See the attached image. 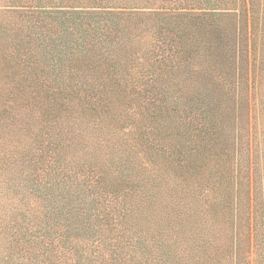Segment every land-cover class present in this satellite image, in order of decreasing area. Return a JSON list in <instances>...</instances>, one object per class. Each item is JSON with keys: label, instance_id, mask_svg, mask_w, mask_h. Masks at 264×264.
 I'll list each match as a JSON object with an SVG mask.
<instances>
[{"label": "trees", "instance_id": "16d2710c", "mask_svg": "<svg viewBox=\"0 0 264 264\" xmlns=\"http://www.w3.org/2000/svg\"><path fill=\"white\" fill-rule=\"evenodd\" d=\"M0 264H264V0H0Z\"/></svg>", "mask_w": 264, "mask_h": 264}, {"label": "rangeland", "instance_id": "374dc122", "mask_svg": "<svg viewBox=\"0 0 264 264\" xmlns=\"http://www.w3.org/2000/svg\"><path fill=\"white\" fill-rule=\"evenodd\" d=\"M205 78L201 75H197V73H192L191 74V79H189V83H190V87L189 89L192 90L193 87H195L196 85H202L204 82H205ZM213 86V83L212 82H209L207 84V87L209 88H212ZM168 89H169V92L173 91L175 88L174 87H171V86H168ZM183 90H181L182 92ZM208 91V90H207ZM215 95V93H214ZM152 157V156H151Z\"/></svg>", "mask_w": 264, "mask_h": 264}]
</instances>
